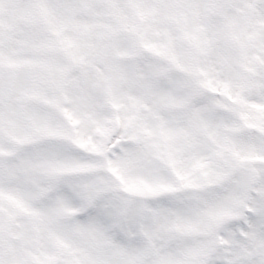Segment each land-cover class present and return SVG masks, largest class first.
<instances>
[{
	"label": "snow or ice",
	"instance_id": "6c2138e0",
	"mask_svg": "<svg viewBox=\"0 0 264 264\" xmlns=\"http://www.w3.org/2000/svg\"><path fill=\"white\" fill-rule=\"evenodd\" d=\"M0 264H264V0H0Z\"/></svg>",
	"mask_w": 264,
	"mask_h": 264
}]
</instances>
